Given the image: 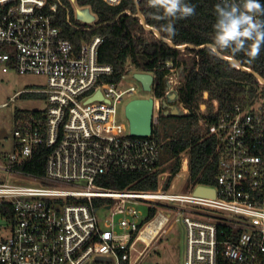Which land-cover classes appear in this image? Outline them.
I'll use <instances>...</instances> for the list:
<instances>
[{
    "label": "built area",
    "instance_id": "2783aa9c",
    "mask_svg": "<svg viewBox=\"0 0 264 264\" xmlns=\"http://www.w3.org/2000/svg\"><path fill=\"white\" fill-rule=\"evenodd\" d=\"M56 6L0 0V71L47 78L44 88L32 90L45 95L43 114L35 122L28 110L14 117L12 150L0 152V264H140V231L158 217L154 238L172 215L185 225V254L174 264H264V95L229 105L209 124L220 150L214 184L175 190V177L187 183L183 154L168 187V171L158 173L152 189L104 187L95 179L110 170L155 169L161 141L129 133L119 106L139 97L137 85L99 82L112 69L97 59L101 35L75 47L53 23ZM166 64L163 95L152 85L149 91L152 131L179 83ZM97 91L102 97L91 98ZM39 143L50 148L41 176L21 168ZM198 185L213 187L214 196L194 194ZM140 203L147 212L156 207L142 224L147 212L143 217Z\"/></svg>",
    "mask_w": 264,
    "mask_h": 264
},
{
    "label": "trees",
    "instance_id": "16d2710c",
    "mask_svg": "<svg viewBox=\"0 0 264 264\" xmlns=\"http://www.w3.org/2000/svg\"><path fill=\"white\" fill-rule=\"evenodd\" d=\"M53 1L57 5L53 23L75 47L94 34L101 35L97 59L111 65L112 69L102 74L99 82L120 83L133 68L150 72L152 91L162 96L165 77L170 73L167 61H171L179 78L175 96L167 98L172 106L168 111L165 108L160 111L152 131L161 141L157 167L146 173L110 170L97 175L96 183L119 189H152L157 186L158 173L168 171L164 184L168 187L180 168L181 155L186 154L189 172L185 188L188 183L214 184L220 150L215 136L209 132V124L229 105L245 104L248 97L259 99L264 95V82L258 78L264 79V47L252 61L242 52L233 56L230 50L220 57L209 55L208 44L213 41L216 21L214 6L219 0H186L195 6V14L174 20L176 35L171 38L163 31L169 22L161 19L163 9L150 6L148 0H119L116 4L105 0H76L79 5H88L96 14L93 22L75 18L70 0H46V5ZM260 2L264 4V0ZM138 13L143 15L144 23ZM145 24L157 29L159 35ZM169 39L171 43L167 42ZM183 44L186 46L180 47ZM225 57L235 59L240 66ZM19 95L45 99L44 94L35 91H22ZM201 103L205 104L204 109ZM44 110L28 111L34 114L35 122ZM24 111L16 110L14 117ZM49 149L44 143L35 144L31 157L21 168L32 175H43ZM155 212L156 207H150L141 224Z\"/></svg>",
    "mask_w": 264,
    "mask_h": 264
},
{
    "label": "rangeland",
    "instance_id": "374dc122",
    "mask_svg": "<svg viewBox=\"0 0 264 264\" xmlns=\"http://www.w3.org/2000/svg\"><path fill=\"white\" fill-rule=\"evenodd\" d=\"M70 3L75 18L84 22H93L96 19V14L88 5H79L76 0H70ZM46 80L47 78L44 74L33 72L19 73L13 69L7 72L0 71V152H10L12 150L15 111L18 109L43 108L46 105V100L41 97H24L22 95H18L14 99H10V97L17 91L42 89L46 86ZM121 84L123 86L129 84L137 85L139 96H148L150 94L133 77V70L123 76ZM7 100L8 102L3 105ZM125 101H122L119 106V114L128 123L124 115ZM165 109L168 111L169 108L165 107ZM173 182L175 183V190L181 191L185 189L186 181L183 183L182 179L175 177ZM137 207L141 210L144 217L147 212L145 203H140ZM162 209L167 210L164 207ZM173 216L164 225L165 231L158 233L148 245L139 239L137 240L136 248L138 250L145 249L140 264H174L183 259L185 254V225L181 220L174 221Z\"/></svg>",
    "mask_w": 264,
    "mask_h": 264
},
{
    "label": "clouds",
    "instance_id": "9594fccd",
    "mask_svg": "<svg viewBox=\"0 0 264 264\" xmlns=\"http://www.w3.org/2000/svg\"><path fill=\"white\" fill-rule=\"evenodd\" d=\"M150 6L163 9L161 19H168L163 31L169 38L176 35L173 21L195 14V6L186 0H148ZM216 21L209 55L220 57L230 50L233 56L244 53L250 61L264 47V4L260 0H220L214 6ZM171 43V39L167 41Z\"/></svg>",
    "mask_w": 264,
    "mask_h": 264
},
{
    "label": "water",
    "instance_id": "95a60500",
    "mask_svg": "<svg viewBox=\"0 0 264 264\" xmlns=\"http://www.w3.org/2000/svg\"><path fill=\"white\" fill-rule=\"evenodd\" d=\"M138 15L144 23L143 15L141 13H138ZM145 27L148 29H152L157 35H159L157 29H155L154 27H150L147 24H145ZM184 46H186V44L180 45V47ZM225 58L234 61L237 66H240L235 59L231 57ZM133 77L141 84L144 90H151L153 75L150 72L138 70L133 73ZM258 78L264 81L262 77L258 76ZM174 96L175 93H172L170 95V98H173ZM95 97H102L100 91H97L94 95L91 96V98ZM163 104L165 105L166 102H164ZM152 106L153 98L150 95L131 98L124 104V115L127 119L128 129L131 135L146 136L152 133ZM173 111L177 112V109L174 108ZM193 192L196 195L214 196L215 191L213 187L198 185L195 187Z\"/></svg>",
    "mask_w": 264,
    "mask_h": 264
},
{
    "label": "bare ground",
    "instance_id": "6f19581e",
    "mask_svg": "<svg viewBox=\"0 0 264 264\" xmlns=\"http://www.w3.org/2000/svg\"><path fill=\"white\" fill-rule=\"evenodd\" d=\"M158 217L148 221L138 235V239L148 245L158 230Z\"/></svg>",
    "mask_w": 264,
    "mask_h": 264
},
{
    "label": "crops",
    "instance_id": "0c3cea01",
    "mask_svg": "<svg viewBox=\"0 0 264 264\" xmlns=\"http://www.w3.org/2000/svg\"><path fill=\"white\" fill-rule=\"evenodd\" d=\"M22 91H24V90H22ZM22 91H21V92H22ZM15 93H16V92H15ZM15 93H14V94H15ZM168 102H169V101H166V103H168ZM168 104H169V105H166V107L170 108V107L172 106V104H171L170 102H169ZM43 108H44V107H43Z\"/></svg>",
    "mask_w": 264,
    "mask_h": 264
},
{
    "label": "flooded vegetation",
    "instance_id": "af4514ba",
    "mask_svg": "<svg viewBox=\"0 0 264 264\" xmlns=\"http://www.w3.org/2000/svg\"><path fill=\"white\" fill-rule=\"evenodd\" d=\"M168 103H169V102H168ZM168 103H166L164 106L169 105Z\"/></svg>",
    "mask_w": 264,
    "mask_h": 264
}]
</instances>
